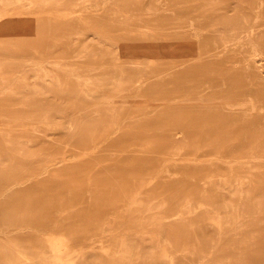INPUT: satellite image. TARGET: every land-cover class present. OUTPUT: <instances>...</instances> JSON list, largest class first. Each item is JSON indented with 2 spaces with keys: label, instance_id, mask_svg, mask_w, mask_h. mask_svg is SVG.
<instances>
[{
  "label": "rangeland",
  "instance_id": "374dc122",
  "mask_svg": "<svg viewBox=\"0 0 264 264\" xmlns=\"http://www.w3.org/2000/svg\"><path fill=\"white\" fill-rule=\"evenodd\" d=\"M0 264H264V0H0Z\"/></svg>",
  "mask_w": 264,
  "mask_h": 264
},
{
  "label": "bare ground",
  "instance_id": "6f19581e",
  "mask_svg": "<svg viewBox=\"0 0 264 264\" xmlns=\"http://www.w3.org/2000/svg\"><path fill=\"white\" fill-rule=\"evenodd\" d=\"M213 180V179H212ZM237 188V187H236ZM249 190V189H248ZM232 192V191H231ZM230 191H229V194L231 193ZM65 193H63L62 195H64ZM80 193H78V195H79ZM78 197V196H77ZM64 198H65V196H64ZM76 198V197H75ZM60 238V237H59ZM57 239V238H56ZM63 239V238H62ZM58 240V239H57ZM66 240V239H65ZM55 241V240H54ZM59 241V240H58ZM57 242V241H56ZM61 243H63V242H61Z\"/></svg>",
  "mask_w": 264,
  "mask_h": 264
}]
</instances>
